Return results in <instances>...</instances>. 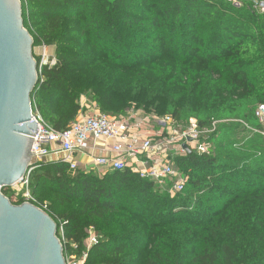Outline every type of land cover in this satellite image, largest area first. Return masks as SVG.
<instances>
[{"label":"trees","instance_id":"1","mask_svg":"<svg viewBox=\"0 0 264 264\" xmlns=\"http://www.w3.org/2000/svg\"><path fill=\"white\" fill-rule=\"evenodd\" d=\"M21 2L34 46L55 47L31 95L54 128L86 111L85 94L115 116L137 103L180 123L218 121L210 154L174 159L186 183L173 195L130 168L37 164L31 190L67 239L102 235L89 263L135 264L147 241L140 264H264V0ZM165 52L172 62L158 60ZM219 92L234 96L216 107Z\"/></svg>","mask_w":264,"mask_h":264},{"label":"water","instance_id":"2","mask_svg":"<svg viewBox=\"0 0 264 264\" xmlns=\"http://www.w3.org/2000/svg\"><path fill=\"white\" fill-rule=\"evenodd\" d=\"M33 48L21 0H0V264H66L55 219L1 191L21 182L32 165L38 124L31 95L39 80Z\"/></svg>","mask_w":264,"mask_h":264},{"label":"built area","instance_id":"3","mask_svg":"<svg viewBox=\"0 0 264 264\" xmlns=\"http://www.w3.org/2000/svg\"><path fill=\"white\" fill-rule=\"evenodd\" d=\"M260 7L264 10V3H261ZM39 47L41 53L38 55L40 58V70L38 72H41L42 66L54 64L55 58H51L48 54L49 46L45 43H41ZM92 105L94 107L92 114L84 115L81 113L79 116L82 115V117L78 116L63 130L54 128L45 121L37 109L34 112L32 108L33 119L38 124V131L32 144V165L21 182L9 187L11 198L15 203L29 202L46 211L47 205L40 203L31 190L32 171L45 157L52 155L60 156V161L68 163L69 170L75 172L79 168L76 154L85 152L91 142L113 141L112 151L119 154L115 158L109 156L93 157L92 165L98 172L124 170L129 168V163L136 161L138 166L130 167L133 172L138 173L141 178L153 181L162 191L165 190L172 195L184 190L186 177L178 170L174 162L175 158L170 153H175L176 156L184 154L186 151L184 144L198 154H210L212 152L211 141L203 138L202 129L195 118H191L184 128H180V122L173 119L171 115L141 118L140 122L155 121L165 127L164 133H158L154 136L146 134L147 136L141 137L139 133L132 134L130 132L134 126L131 115H111L101 111L95 102H92ZM262 110H264V106L259 108L258 115L260 118H262L260 115ZM136 126L138 127L137 124ZM214 128L216 129V127ZM157 147L161 148L162 156L159 159H152L148 154ZM133 159L136 160L133 161ZM58 237L63 244L66 264H90V249L103 238L93 228H90L82 244L69 241L62 221H58Z\"/></svg>","mask_w":264,"mask_h":264},{"label":"crops","instance_id":"4","mask_svg":"<svg viewBox=\"0 0 264 264\" xmlns=\"http://www.w3.org/2000/svg\"><path fill=\"white\" fill-rule=\"evenodd\" d=\"M55 50V48L53 49ZM82 105H84L87 109L86 111L83 113L84 115L86 114H92L94 112V107L92 105V103H87L86 99H82L81 100ZM83 115V116H84ZM79 117H82L79 116ZM131 121L133 123V128L131 129V133L132 134H138L141 137H145V136H154L155 134L158 133H164L165 131V127L158 123V122H140L141 118H131ZM136 124L138 125V127L136 126ZM147 134V135H146ZM140 144L142 142H139ZM114 142L113 141H108V142H103V141H95V142H91L89 144V148L83 152V153H77L76 154V158L77 161L79 163V169L81 170H85L86 172H95V173H100L98 172V170H95L93 168L92 165V158L93 157H118L119 154L112 151ZM161 148L157 147L156 149H153L148 155L151 156L152 159H159L162 156V153L160 152ZM171 156L173 155L172 153H170ZM61 157H64V155H61ZM136 159H133V161H135ZM44 162H54V161H60V156H47L43 159ZM138 166V163L135 162H131L129 163V168L131 167H135Z\"/></svg>","mask_w":264,"mask_h":264},{"label":"rangeland","instance_id":"5","mask_svg":"<svg viewBox=\"0 0 264 264\" xmlns=\"http://www.w3.org/2000/svg\"><path fill=\"white\" fill-rule=\"evenodd\" d=\"M55 47L54 46H49L48 47V54L51 56V58H55V50H53ZM33 53L35 57H38V55L41 53V48L39 47V45L34 46L33 48ZM169 60L170 62H172V58H170L166 52L163 53V56L158 58V60ZM174 94H179L180 90L179 89H174ZM234 95H231L230 93H226V92H219L218 93V99L219 102L217 104H215L216 107H218L221 103L222 100L227 99L229 97H232ZM82 99H86L87 103H92V100H89V97L87 94L83 95L81 97ZM91 101V102H90ZM36 103V100H35ZM108 114H113V113H108ZM125 115H131L133 118H144V117H150V118H155V117H160L161 115H159L158 113H156V109L155 106H150V107H144V106H140L137 103H132L131 106L125 111L124 114L121 115H117V116H125ZM260 115H261V121H262V131L264 133V110L260 111ZM45 119V118H44ZM235 119H227L226 122H231L234 121ZM46 121V119H45ZM48 122V121H46ZM49 123V122H48ZM218 121L213 120L211 122H209L205 127H201L202 129V136L203 138H206L207 140H209L210 135L215 131V128L217 126ZM187 122L186 123H179L180 128H184L187 126ZM244 125L243 124L240 129L239 132H242L244 129ZM173 157L176 158L178 156L175 155V153L173 154ZM9 194L11 195V189L9 188ZM150 248V244L145 241L142 243V245L138 248V258L136 260L135 264H140L142 261V258L144 257V254L149 250Z\"/></svg>","mask_w":264,"mask_h":264}]
</instances>
